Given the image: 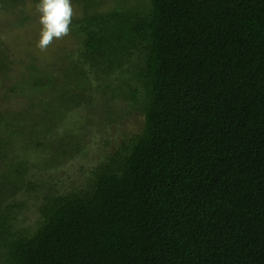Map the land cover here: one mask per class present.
I'll list each match as a JSON object with an SVG mask.
<instances>
[{
	"label": "trees",
	"instance_id": "1",
	"mask_svg": "<svg viewBox=\"0 0 264 264\" xmlns=\"http://www.w3.org/2000/svg\"><path fill=\"white\" fill-rule=\"evenodd\" d=\"M146 1L0 29V264H264V0Z\"/></svg>",
	"mask_w": 264,
	"mask_h": 264
},
{
	"label": "rangeland",
	"instance_id": "2",
	"mask_svg": "<svg viewBox=\"0 0 264 264\" xmlns=\"http://www.w3.org/2000/svg\"><path fill=\"white\" fill-rule=\"evenodd\" d=\"M91 1H93L94 6L93 8H90V9L88 8L87 9L88 12H93V10L98 11V12L107 11L114 4V0H85L83 2L85 4L83 5L81 4V2H78L77 0H71V5L73 8V15L77 16L80 14H84V11H85L84 8H86ZM130 1L135 3V1L138 2L139 0H130ZM141 1L144 2L143 4H147L146 0H141ZM96 2H99V3L95 4ZM38 3H39V0H17L14 6L12 7V10L14 12L13 14L28 15L29 16L28 20L30 24L25 25L23 27H14V26L7 27V25L13 22V18L5 14L3 16L0 15V18H1L0 24L4 25L2 27L0 26V29L4 30L3 32L5 36L8 37L9 39L12 38L14 40L16 38V41L18 43L17 52L26 53L27 51H29L30 54H33L35 56L34 59L39 61V63H45L46 65L50 66L52 65V62H54L57 58H62L61 54L63 53H58V52L66 51L65 47L67 46H65L64 43L67 42L71 45L75 42V40H74L72 32H69L66 36L60 39H54L53 42L47 47V49L41 50L38 47V41L40 38L41 29H42V25L39 22L40 13L37 10ZM6 10L7 8L5 9V11ZM10 13L11 12L9 11L8 14ZM65 63H66L65 61H59L55 64V66L64 65ZM50 69L51 68H48L47 66L46 73L49 72V74L51 75L52 72H50ZM28 80L29 79H27L26 82H28ZM1 103L3 104V102H0V106H1ZM1 110H3V108H0V111ZM81 110L82 109H80V111L78 110L75 113H78V116L79 114L82 115L83 111ZM74 115L71 114V112H69L66 115L67 117L63 118L64 123L62 124V126L63 125L67 126V128L70 131L74 130V127L72 126V123L70 121L74 119ZM59 120H60V114H57L54 119V122H57ZM124 126H125L126 131L134 132L139 128L140 121L134 120V118H129L127 121L124 122ZM116 133H117V136L119 137L120 131ZM42 156H43L42 153L40 155L38 152L37 154L33 156V158L40 160L41 158H43ZM77 166H78L77 162H75L73 163L72 166L69 165V168L67 167L68 168L67 170L72 169L73 167L75 168ZM35 171L38 172L39 174H42L43 172V171L41 172V170H35Z\"/></svg>",
	"mask_w": 264,
	"mask_h": 264
},
{
	"label": "clouds",
	"instance_id": "3",
	"mask_svg": "<svg viewBox=\"0 0 264 264\" xmlns=\"http://www.w3.org/2000/svg\"><path fill=\"white\" fill-rule=\"evenodd\" d=\"M37 10L42 25L38 47L45 50L54 39H60L69 33L73 8L71 0H39Z\"/></svg>",
	"mask_w": 264,
	"mask_h": 264
}]
</instances>
